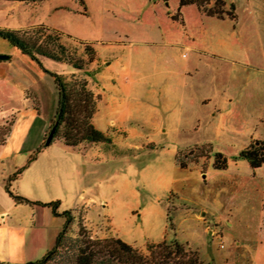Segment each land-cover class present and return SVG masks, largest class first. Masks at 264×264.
Here are the masks:
<instances>
[{
    "label": "rangeland",
    "instance_id": "374dc122",
    "mask_svg": "<svg viewBox=\"0 0 264 264\" xmlns=\"http://www.w3.org/2000/svg\"><path fill=\"white\" fill-rule=\"evenodd\" d=\"M180 1L0 0V28L46 26L73 37L60 42L83 69L41 62L68 83H87L96 103L91 121L111 140L72 148L58 136L30 169L47 135L28 156L0 146V213L7 212L0 238L28 226L27 259L54 248L66 217L51 222L41 206L16 207L5 186L25 167L13 192L61 200L60 211L74 216L72 237L84 224L94 238L117 237L145 255L151 244L177 240L205 264H264V166L253 170L239 157L264 141L262 43L245 0H231L237 9L211 0L206 10L226 12L224 20L196 5L185 7L184 19ZM0 51L25 55L3 38ZM4 90L0 110L22 108ZM56 101L49 91L42 121L28 119L31 141L50 130ZM14 119L0 125V139ZM216 153L227 169H215ZM11 254L2 242L0 259L13 263H0L15 264Z\"/></svg>",
    "mask_w": 264,
    "mask_h": 264
},
{
    "label": "trees",
    "instance_id": "16d2710c",
    "mask_svg": "<svg viewBox=\"0 0 264 264\" xmlns=\"http://www.w3.org/2000/svg\"><path fill=\"white\" fill-rule=\"evenodd\" d=\"M210 3V0H181L179 10L187 5H197L209 16L224 18L227 14L226 12L212 13L206 10V5H210ZM233 8L235 9L234 6ZM235 17L237 16L235 15ZM46 34V40L43 41L39 36ZM64 37L73 38L71 35H65L46 26H37L21 31L0 28V38L8 40L21 50L23 54L37 62L45 73L54 78L59 90V104L52 126L44 144L37 151V154L29 160V164L37 159V155L44 148L50 146L46 143L51 132H54V139L61 136L65 144L72 148L78 147L83 142L111 143V140L96 128L91 121L96 109V103L94 94L89 90L87 83H68L63 75L49 71L41 62V58H48L57 62H67L76 69H83L84 62L72 60L68 54L67 47L60 42ZM79 41L82 44H87L84 41ZM37 109L39 110L38 107ZM14 121L15 119L9 124L0 139V145L6 143ZM210 148L212 149V147ZM239 157L242 160H246L253 170L262 168L264 166V141L252 142L248 148L241 151ZM228 166L229 161L226 156L222 153H216L215 169L224 170ZM22 172L23 169L17 171L9 179L5 186L7 194L19 204L50 207L56 217H66V223L57 237L54 248L42 259L25 264H205L199 254L192 253L184 244L177 240L151 244L148 246L150 255H145L120 238H94L84 224H81L76 237L70 236L69 233L72 230L74 216L72 211L60 212L61 200L43 203L32 201L13 192L12 182Z\"/></svg>",
    "mask_w": 264,
    "mask_h": 264
},
{
    "label": "crops",
    "instance_id": "0c3cea01",
    "mask_svg": "<svg viewBox=\"0 0 264 264\" xmlns=\"http://www.w3.org/2000/svg\"><path fill=\"white\" fill-rule=\"evenodd\" d=\"M223 1H225L227 4H234L236 7L235 2L231 0H223ZM245 4L248 8V12L251 18L255 23L258 38L259 40H261L263 54H264V0H245ZM185 7L186 6L182 7L181 9L183 11L184 19H185V13H184ZM198 9L205 17L214 18L218 20L226 19V17L221 19L218 18L217 16H209L205 12H203V10L200 9L199 7ZM183 22H186V20ZM4 53L5 52L0 51V54H4ZM45 59L48 58H42L41 60L45 62ZM34 63L35 62L29 56H25V55L19 57V59H17L14 56H10L9 60L0 61V88L1 90L2 89L7 90L6 92L4 90L3 94H7L11 100L13 99L18 100V102L21 103L22 105V108L11 107L10 109L7 110H0V125L6 121L9 115L11 114L15 115L14 125L12 127L10 134L7 137V141L4 145H0V146L3 148H7L12 144L15 153L23 154L26 156L33 153V151H35V149L43 143L44 138L49 131L47 130V128H44L41 134L39 135V140H37L36 142L31 141L29 137L31 136L30 132L32 127L31 128L30 126L28 127L29 125L27 123L29 122L28 119L32 117V120H34L35 122L42 121L41 119L42 105H43V101L45 102V98L47 97L49 91H51L52 98H54L55 96L57 99L55 106L56 112L59 104V90L57 88L54 78L51 75L45 73L39 67V65L34 66ZM36 105H39L38 107L39 110L37 109ZM81 146L82 145H79L77 148ZM34 165L36 166V160L31 163L29 169L32 168ZM27 168L28 167L24 168L23 172L15 180V183H18L20 181L22 175L26 172ZM32 182H35V180H32ZM7 195L9 196V194ZM9 198L13 201L16 207L22 205L17 203L10 196ZM36 199L38 200V198ZM37 202L49 203L52 201L42 200ZM62 203L63 202L61 201V207H62ZM30 206L40 207V205H30ZM41 208H43L46 211L45 213L47 214V218L51 222L55 221L56 219L63 218V216L56 217L53 214L52 209L50 207L41 206ZM6 214L7 212L5 211L0 213V227H2V222L6 217ZM29 230L30 229L28 226L19 225L10 230L9 237L6 238V241L0 238V246L2 242L4 243V245L5 244L7 245L10 253L13 254L11 255L14 257L15 264H25L27 262L32 261L30 258L27 259L28 256L26 252L28 245L27 236ZM43 253H45L44 254L45 256L48 253V250H45ZM0 261L12 262L3 259H0Z\"/></svg>",
    "mask_w": 264,
    "mask_h": 264
},
{
    "label": "water",
    "instance_id": "95a60500",
    "mask_svg": "<svg viewBox=\"0 0 264 264\" xmlns=\"http://www.w3.org/2000/svg\"><path fill=\"white\" fill-rule=\"evenodd\" d=\"M18 1H30V0H18ZM9 56L6 55H0V61H5V60H9ZM54 139V132H51L48 139H47V145H51V143L53 142Z\"/></svg>",
    "mask_w": 264,
    "mask_h": 264
}]
</instances>
